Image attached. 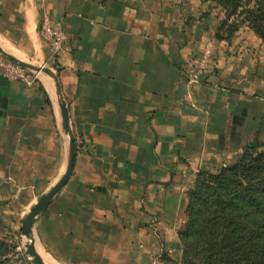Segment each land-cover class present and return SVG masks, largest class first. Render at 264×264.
<instances>
[{"label":"crops","instance_id":"1","mask_svg":"<svg viewBox=\"0 0 264 264\" xmlns=\"http://www.w3.org/2000/svg\"><path fill=\"white\" fill-rule=\"evenodd\" d=\"M46 19L66 34L58 53ZM0 45L52 69L68 107L73 171L33 224L47 264L178 259L197 177L264 145V43L220 28L203 0H0ZM2 61L0 264H34L23 219L64 176L70 137L54 79H9Z\"/></svg>","mask_w":264,"mask_h":264},{"label":"trees","instance_id":"2","mask_svg":"<svg viewBox=\"0 0 264 264\" xmlns=\"http://www.w3.org/2000/svg\"><path fill=\"white\" fill-rule=\"evenodd\" d=\"M229 2L237 7L241 0ZM246 13L254 30L264 38V0H258V5ZM253 148L255 144L248 145L240 159L223 167L218 175L202 173L197 177L211 176L224 190L216 195L219 205L217 209L213 207L212 217L205 224L197 222L200 229L195 234L201 235V243L212 258L220 256L222 264H264V164L259 158L249 162Z\"/></svg>","mask_w":264,"mask_h":264},{"label":"rangeland","instance_id":"3","mask_svg":"<svg viewBox=\"0 0 264 264\" xmlns=\"http://www.w3.org/2000/svg\"><path fill=\"white\" fill-rule=\"evenodd\" d=\"M203 1L209 5L220 28H225L228 33H234L240 28H248L264 43V38L254 30V23L246 13V11L258 5V0H241L240 6L237 7L231 6L229 0ZM263 151L264 145L255 143V148H253L248 157L249 162H252L255 158H259L260 163L264 164V157H261ZM220 170L214 172V175H218ZM238 173L239 177H243L241 172ZM220 192H224V190L214 182L211 176L196 179L188 193L185 220L179 232L182 253L178 259L169 260L167 264H222L220 256H215L214 258L210 256V250L203 246L204 242L201 243V235L199 237L195 236L196 230L200 229L196 227L197 222L205 224L206 220L212 217L213 207L217 209L219 199L216 195ZM203 234L206 239L207 231H204ZM23 240H25V237H23Z\"/></svg>","mask_w":264,"mask_h":264},{"label":"water","instance_id":"4","mask_svg":"<svg viewBox=\"0 0 264 264\" xmlns=\"http://www.w3.org/2000/svg\"><path fill=\"white\" fill-rule=\"evenodd\" d=\"M0 53L7 59L23 66L24 68L31 69L36 73H47L54 79L57 88V97L60 106V111L62 113V117L64 121V130L65 133L70 137V155L64 176L58 183H56L50 189V191L43 194L39 198L38 202L32 207L30 212L23 219L22 234L26 238L25 248L27 250V253L29 254L30 259L33 261L34 264H47L42 260L41 256L37 251L35 235L33 231V224L37 219V217L41 214V212L47 207V205H49V203L52 201L55 195L58 194L60 190L66 185L73 171L76 151H75V140L73 137V131L70 124L68 107L64 99V96L61 92L58 76L55 72L52 71V69H50L48 66L35 65L33 63L19 59L18 57L11 54L9 51L5 50L1 45H0Z\"/></svg>","mask_w":264,"mask_h":264},{"label":"built area","instance_id":"5","mask_svg":"<svg viewBox=\"0 0 264 264\" xmlns=\"http://www.w3.org/2000/svg\"><path fill=\"white\" fill-rule=\"evenodd\" d=\"M41 35L45 40L50 42L53 53H58L59 50L63 47L66 41L65 32L58 26L52 24L48 19L44 22V25L41 28ZM211 48L209 45L203 48L202 57L198 60L195 70L191 75V81L197 82L200 79V76L204 73L207 68V65L210 61ZM1 66L3 67L4 75L9 79H22L27 83L32 82L30 72L27 68L12 62V61H2ZM41 66H46L42 64Z\"/></svg>","mask_w":264,"mask_h":264}]
</instances>
